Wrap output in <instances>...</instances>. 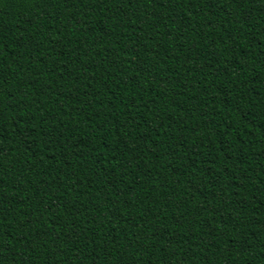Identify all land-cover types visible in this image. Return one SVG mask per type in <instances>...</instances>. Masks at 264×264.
Returning a JSON list of instances; mask_svg holds the SVG:
<instances>
[{
  "label": "trees",
  "instance_id": "16d2710c",
  "mask_svg": "<svg viewBox=\"0 0 264 264\" xmlns=\"http://www.w3.org/2000/svg\"><path fill=\"white\" fill-rule=\"evenodd\" d=\"M0 264H264V0H0Z\"/></svg>",
  "mask_w": 264,
  "mask_h": 264
}]
</instances>
